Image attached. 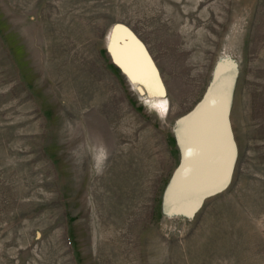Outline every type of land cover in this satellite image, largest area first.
<instances>
[{
  "label": "rangeland",
  "instance_id": "1",
  "mask_svg": "<svg viewBox=\"0 0 264 264\" xmlns=\"http://www.w3.org/2000/svg\"><path fill=\"white\" fill-rule=\"evenodd\" d=\"M217 94L229 178L189 210ZM0 264H264V0H0Z\"/></svg>",
  "mask_w": 264,
  "mask_h": 264
},
{
  "label": "snow or ice",
  "instance_id": "2",
  "mask_svg": "<svg viewBox=\"0 0 264 264\" xmlns=\"http://www.w3.org/2000/svg\"><path fill=\"white\" fill-rule=\"evenodd\" d=\"M225 99L222 95L217 94L214 98L210 99L206 105L205 124H215V149L211 161H205L201 158L198 165L193 167L191 160L188 165L192 166L190 175L188 167L181 173L182 183L184 185L180 197L184 204L189 209L195 208L199 202L200 197L206 191L223 188L229 178V166L232 163L231 145L227 141L226 133L220 128L219 120L222 117ZM201 125L200 127H202ZM185 137L186 152L191 155L189 151L192 149L194 138H198L190 133H182ZM202 143V142H201ZM202 144V149H203Z\"/></svg>",
  "mask_w": 264,
  "mask_h": 264
},
{
  "label": "bare ground",
  "instance_id": "3",
  "mask_svg": "<svg viewBox=\"0 0 264 264\" xmlns=\"http://www.w3.org/2000/svg\"><path fill=\"white\" fill-rule=\"evenodd\" d=\"M116 31H117L116 29L113 30L109 36L108 49H109L112 57L114 58V61L122 67V69L124 70L126 75L129 76V78L133 81V83H137L138 80H142V79H144V76H146V75L143 76V74L141 73L143 67L141 65H139L138 61L134 60L133 58H130V55H129L130 51H127L126 50L127 48L125 49L126 50L125 51L123 48L119 47L115 43ZM226 57H228V56H226ZM141 61H143V60H141ZM217 65H219V64H217ZM139 89L141 91H145L142 86H140ZM143 98L146 102H148V104H150L149 106H152L153 108H155L160 114H162V115L168 114L169 102H168V98L166 96H160V95L154 96V95L145 94L143 96Z\"/></svg>",
  "mask_w": 264,
  "mask_h": 264
},
{
  "label": "water",
  "instance_id": "4",
  "mask_svg": "<svg viewBox=\"0 0 264 264\" xmlns=\"http://www.w3.org/2000/svg\"><path fill=\"white\" fill-rule=\"evenodd\" d=\"M224 111V109H223ZM220 128L226 133L227 141L229 142V131L227 130V119L225 112H222V117L219 120ZM215 124L210 125L208 135L210 136V140H212V146H213V153L215 149Z\"/></svg>",
  "mask_w": 264,
  "mask_h": 264
}]
</instances>
